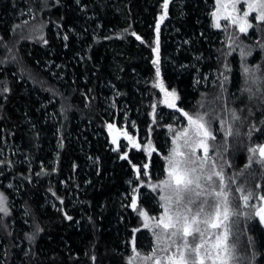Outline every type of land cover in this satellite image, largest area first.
Listing matches in <instances>:
<instances>
[{
	"label": "trees",
	"instance_id": "trees-1",
	"mask_svg": "<svg viewBox=\"0 0 264 264\" xmlns=\"http://www.w3.org/2000/svg\"><path fill=\"white\" fill-rule=\"evenodd\" d=\"M163 3L0 0V194L7 208L0 264H141L151 253L154 238L139 211L160 214L148 187L164 178L173 132L187 123L163 104L157 67L177 108L211 122V154H221L226 179L235 181L240 214L229 244L236 264H264V230L235 192L264 194V166L258 155L249 163L248 151L264 144V24L257 28L250 17L247 34L230 24L215 30V0H169L161 20ZM242 48L251 55L242 58ZM230 110L240 119L232 121ZM221 120L233 136L225 139ZM109 124L126 128L141 148L128 150L124 140L114 147ZM149 141L157 149L151 156L143 150ZM145 163L150 177L142 176L134 210L133 165Z\"/></svg>",
	"mask_w": 264,
	"mask_h": 264
},
{
	"label": "snow or ice",
	"instance_id": "snow-or-ice-1",
	"mask_svg": "<svg viewBox=\"0 0 264 264\" xmlns=\"http://www.w3.org/2000/svg\"><path fill=\"white\" fill-rule=\"evenodd\" d=\"M168 6L169 0H164V14L161 20L167 15ZM211 16L214 27L220 28V21L223 20L227 22L225 30L230 24L237 27L240 33L247 34L249 29L254 27L251 20L257 22L255 24L257 28L264 24V0H215V10L212 11ZM158 32L159 24H157ZM136 38L140 39L139 36ZM260 46L264 48V44ZM158 48L157 38V47L153 49L157 55ZM249 55H251L250 50L246 51L243 48L240 50L242 58ZM153 63L158 64V59L153 60ZM243 71L246 75L252 74L253 82L258 79L248 67H244ZM156 76L157 83L154 87L164 94L163 103L181 112L187 124L182 130L173 132L171 141L173 146L167 155L163 156L164 178L158 183L149 185L152 192L158 195L160 214L149 217L146 211H139V215L144 218L143 228L149 230L154 238V247L150 254L141 257V264H236L234 246L229 244L232 217L240 214L233 205V190L230 188V184L235 181L231 178L226 179L224 166L218 163L221 154L219 152L215 155L211 154L213 145L210 141H215L217 138L210 127L211 122L206 120L204 115L199 113L193 115L177 108L175 101L178 97L174 91H168L163 81L159 79V67L156 68ZM155 107L153 105L154 111ZM230 118L232 121L240 119L234 110H230ZM221 125L222 127L226 125L223 127L225 139L233 136L231 123L221 120ZM108 128L113 133L119 131L112 124H109ZM255 130L260 131V129ZM123 137L132 148H141L127 131L123 132ZM112 143L117 144L115 134ZM143 150L148 156L157 152L151 141ZM248 151L251 153L249 163L258 155L255 162L264 166V144L251 147ZM120 158L127 159V153ZM133 168L139 185L133 188L134 194L130 206L136 210L138 197L135 193L144 186L142 176L150 177V173L147 163L142 168H137L135 165ZM235 192L241 193L238 199L243 202V206L253 209V215L264 224V194L256 195L251 191L245 193L242 187H237ZM254 198L260 201L259 205L249 203ZM5 203L6 198L0 194V212H7ZM67 218L71 219V217ZM133 251L136 252L135 241H133ZM136 254L140 256V253Z\"/></svg>",
	"mask_w": 264,
	"mask_h": 264
},
{
	"label": "rangeland",
	"instance_id": "rangeland-1",
	"mask_svg": "<svg viewBox=\"0 0 264 264\" xmlns=\"http://www.w3.org/2000/svg\"><path fill=\"white\" fill-rule=\"evenodd\" d=\"M241 7V9L243 10V5H241L240 6ZM215 10V3H214V5L212 6V11H214ZM212 13V12H211ZM212 17V16H211ZM226 23L227 22H225V21H223V20H221L220 21V24H221V27L220 28H216V27H214L213 25H214V21H213V17H212V26H213V28L215 29V30H221V29H223V28H225V25H226ZM249 31H250V29H249ZM177 96V95H176ZM162 97H163V100H164V94L162 93ZM177 102H178V99H176V101H175V103L177 104ZM164 104V103H163ZM165 105V104H164ZM165 107H167V105H165ZM168 109H173V108H169V107H167ZM187 124V123H186ZM186 126V125H185ZM115 129H118L119 131H116L115 133H113V132H111L109 129H108V133H109V137H110V139H111V143H112V139H113V134H115L116 136H117V144H113L114 145V147H116V148H118L119 146H121V141H123V144L125 145V147L128 149V150H130V149H132V146L130 145V144H128V141L127 140H125L124 138H123V132H125V131H127L128 133H129V135H131V136H133L126 128L125 129H119L118 127H115ZM134 137V136H133ZM134 140L137 142V143H139L140 144V142H139V140L138 139H136V138H134ZM140 146H141V144H140ZM173 146V145H172ZM156 183H158V182H156ZM148 187V186H147ZM148 189H149V191H151L152 192V190H151V188H150V186L148 187ZM152 193H154V192H152ZM155 195L157 194V193H154ZM136 195H137V197H138V194L136 193ZM138 201V200H137ZM5 206V205H4ZM3 214V213H2ZM149 217H151L150 215H149ZM142 219H143V224H144V218L142 217ZM261 224V227L263 228V230H264V224H262V223H260ZM149 231V230H148ZM149 233H151L150 231H149ZM135 257V256H134ZM133 260H134V258L132 259V262H131V264L133 263V264H137L136 262L134 263L133 262Z\"/></svg>",
	"mask_w": 264,
	"mask_h": 264
},
{
	"label": "water",
	"instance_id": "water-1",
	"mask_svg": "<svg viewBox=\"0 0 264 264\" xmlns=\"http://www.w3.org/2000/svg\"><path fill=\"white\" fill-rule=\"evenodd\" d=\"M124 138V137H123Z\"/></svg>",
	"mask_w": 264,
	"mask_h": 264
}]
</instances>
